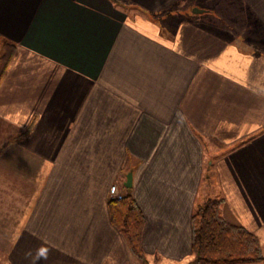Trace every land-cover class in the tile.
I'll return each mask as SVG.
<instances>
[{
  "label": "crops",
  "instance_id": "1",
  "mask_svg": "<svg viewBox=\"0 0 264 264\" xmlns=\"http://www.w3.org/2000/svg\"><path fill=\"white\" fill-rule=\"evenodd\" d=\"M185 1L0 0V41L15 45L0 78V264H143L109 218L113 183L143 215L145 264L191 259L208 198L264 254V52L211 8L172 7ZM242 3L264 27V0Z\"/></svg>",
  "mask_w": 264,
  "mask_h": 264
},
{
  "label": "trees",
  "instance_id": "2",
  "mask_svg": "<svg viewBox=\"0 0 264 264\" xmlns=\"http://www.w3.org/2000/svg\"><path fill=\"white\" fill-rule=\"evenodd\" d=\"M15 45L0 41V78L14 56ZM222 198H208L194 207L191 216V254L185 264H256L264 261L258 237L242 226L227 222L220 211ZM109 218L123 235L129 249L143 264L141 247L144 219L128 192L109 198Z\"/></svg>",
  "mask_w": 264,
  "mask_h": 264
},
{
  "label": "rangeland",
  "instance_id": "3",
  "mask_svg": "<svg viewBox=\"0 0 264 264\" xmlns=\"http://www.w3.org/2000/svg\"><path fill=\"white\" fill-rule=\"evenodd\" d=\"M190 5L211 8L212 12L202 16L214 25L229 26L230 35L237 36L241 45L249 51L264 52V27L251 15L242 0H186L178 2L172 7L178 9L186 6V12L192 19H199L198 15L190 11ZM172 7H169L170 9ZM189 7V8H188ZM182 16L166 17L167 23L180 19Z\"/></svg>",
  "mask_w": 264,
  "mask_h": 264
},
{
  "label": "water",
  "instance_id": "4",
  "mask_svg": "<svg viewBox=\"0 0 264 264\" xmlns=\"http://www.w3.org/2000/svg\"><path fill=\"white\" fill-rule=\"evenodd\" d=\"M190 10H191L192 13H195V14H201V13H204V12L208 11L206 8H202V7H199V6H196V5L192 6ZM124 185L126 187H130L131 186V171H128L125 174Z\"/></svg>",
  "mask_w": 264,
  "mask_h": 264
},
{
  "label": "built area",
  "instance_id": "5",
  "mask_svg": "<svg viewBox=\"0 0 264 264\" xmlns=\"http://www.w3.org/2000/svg\"><path fill=\"white\" fill-rule=\"evenodd\" d=\"M121 191L118 190L117 185L115 183L111 184L108 188V197L109 198H120L122 196Z\"/></svg>",
  "mask_w": 264,
  "mask_h": 264
}]
</instances>
